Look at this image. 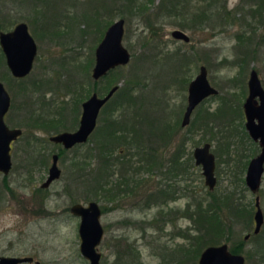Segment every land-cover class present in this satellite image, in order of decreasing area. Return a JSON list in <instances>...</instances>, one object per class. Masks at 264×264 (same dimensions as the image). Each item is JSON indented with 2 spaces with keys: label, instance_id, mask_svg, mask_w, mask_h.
<instances>
[{
  "label": "rangeland",
  "instance_id": "rangeland-1",
  "mask_svg": "<svg viewBox=\"0 0 264 264\" xmlns=\"http://www.w3.org/2000/svg\"><path fill=\"white\" fill-rule=\"evenodd\" d=\"M122 1L0 0V30L8 31L16 23L25 22L37 46L32 69L22 79L10 74L0 48V81L11 96L5 122L9 127H21L23 131L12 144V170L6 178V184L12 191L2 190L0 197V255L31 256L39 264H89L79 251L80 220L70 213L74 203L72 196L79 199L76 203L88 202L81 199L83 184H72L71 191L66 190L68 181L71 182V175H68L70 162L63 157L70 159L74 155V150L70 149L74 146L65 149L61 144H53L48 137L57 132L36 127L34 120L36 116L56 120L58 126L63 123L59 132L73 131L79 125L81 104L92 93L103 96L113 83L121 88L127 78L136 76L140 81L134 91L113 97L101 108L96 139L103 135V119L112 115L111 118L123 121L132 115V108L142 103L140 112L143 117L134 118L136 131L130 133L125 142L130 145L146 143L145 147L154 143V148L158 149L157 160L163 165L164 172L172 170L173 163L167 162L166 158L175 152V143L178 145L185 139L184 154L178 150L176 163L178 167L181 161L184 162L187 169L185 179L181 180L178 176L177 182L172 181L169 189L175 199L166 203L146 206L144 201H140L142 197L126 196L117 207L101 196V201L97 202L101 208L108 209L100 218L104 228V236L97 247L101 253L100 264H128L124 262L129 260L128 254L136 256L133 264H198L205 248L200 245L202 240L198 236L207 231L218 236L223 233L217 244L225 242L229 248L239 239L244 240L241 254L245 257V264H259L256 257L247 259L246 253L250 251L252 242L244 239L249 228L241 220L233 224L230 235L226 231H212L207 224L208 219L203 221L204 226L199 225L197 217H190V212L194 209L192 197L204 198L209 190L204 184L201 167L195 164L193 158L196 146L204 142L211 144L217 162V183L213 190L218 194L230 185L226 161L230 160L238 166V158L250 160L259 151L258 142L251 140L244 128L242 105L247 96L251 69L257 71L264 88V8H258L251 0H222L234 16L228 21L231 23L233 20L232 24L226 25L217 20L214 11L209 9L214 0H173L171 4L174 3V6L169 10L164 8L157 19L161 0H154L153 3L134 0L136 4H145L147 11L144 15L138 14L137 8H134L129 16L119 11ZM148 17L153 20L152 25L148 24ZM119 18L125 20L122 43L131 58L126 65L118 66L94 81L91 73L95 49L107 27ZM175 29L184 31L190 42L174 39L171 32ZM242 31L246 37L252 36L254 48L244 61L245 47L235 37ZM200 65L207 66L209 81L219 94L203 101L192 115L190 125L182 128L180 124L186 106L187 86L198 73ZM220 96L226 97L227 101H222ZM75 99L79 102L75 103ZM114 107L117 108L115 112ZM239 110L241 119L238 117ZM205 111L219 112L211 116L208 125L203 128L199 124ZM227 123L232 127L230 138L224 128ZM161 128L165 131L169 129V140ZM209 129L213 133L212 140ZM160 131L164 136H158ZM128 133L125 131L124 135ZM126 143L121 141L115 148V154L125 150L131 154L130 163L135 162L139 167L144 165L143 156H138L136 149L127 148ZM92 144L91 135L80 151H86ZM255 145L257 152L252 155ZM62 149L67 152L63 151L57 163L60 176L43 189V201L35 190L49 174L52 153ZM160 149L164 151L161 158ZM118 162L124 164L122 160ZM121 163H116L112 181L117 180L121 170L124 171ZM131 173L130 170L129 177H132ZM135 178L148 180L144 189L141 188V195L146 194L148 188L153 190L162 182L166 183L165 178L155 170L152 173L144 168L135 174ZM1 180L0 175V185ZM232 187L235 188V185ZM236 188H240L239 185ZM260 191L264 213V174ZM241 201L251 207L255 196L247 189ZM204 204L210 208L207 202ZM227 212L225 209L222 212L225 222L229 221ZM254 212L255 208L252 219ZM205 226L208 228L205 229ZM251 227L253 229V224Z\"/></svg>",
  "mask_w": 264,
  "mask_h": 264
},
{
  "label": "water",
  "instance_id": "water-1",
  "mask_svg": "<svg viewBox=\"0 0 264 264\" xmlns=\"http://www.w3.org/2000/svg\"><path fill=\"white\" fill-rule=\"evenodd\" d=\"M124 31V18L115 20L107 27L95 49L94 65L91 73L95 81L105 76L115 67L126 65L129 62L130 53L122 43ZM171 36L184 42L190 40L189 36L180 29L173 30ZM0 48L5 56L7 68L14 78L22 79L30 73L37 46L25 22L17 23L8 31L0 30ZM118 87L119 85L113 86L103 96L92 93L81 104L82 110L78 128L74 131H60L52 134L48 137L49 141L61 144L65 149H70L77 144L87 143L96 127L101 108L110 100ZM247 88L248 95L243 103L246 119L245 129L249 137L258 142L260 147L258 154L249 160L244 174L245 185L255 196L252 233L256 235L261 230L264 221L258 195L264 174V88L255 69H251L249 73ZM218 93V89L209 83L206 67L202 65L197 75L189 83L187 105L182 116L181 126L185 127L189 124L193 110L204 98ZM10 103V94L0 81V170L4 173H8L12 165L10 143L21 134V129L9 128L4 121ZM193 158L195 164L201 167L204 184L212 191L216 186L217 178L215 175L216 160L214 153L211 151V144L204 142L202 145L196 146L193 149ZM57 160L58 155L54 154L43 187L48 186L51 181L60 176ZM70 213L80 220L78 234L81 255L88 260L89 264H100L101 253L97 250V247L104 236V228L100 220L102 214L100 204L95 200L86 204L73 203L70 207ZM250 235L251 233L245 234L244 239H249ZM31 261V257L0 258V264H19ZM198 264H245V257L241 253L232 252L228 244L224 242L219 245L206 246L199 256Z\"/></svg>",
  "mask_w": 264,
  "mask_h": 264
},
{
  "label": "trees",
  "instance_id": "trees-1",
  "mask_svg": "<svg viewBox=\"0 0 264 264\" xmlns=\"http://www.w3.org/2000/svg\"><path fill=\"white\" fill-rule=\"evenodd\" d=\"M172 1L173 0H161V3L158 6V11L160 14L158 13L157 14L158 16H156L155 19L161 16V14H163L162 11L164 8L166 10H169L170 8H172V6H174L173 5L174 3L171 4ZM251 1H253L258 8H264V0H251ZM148 2L153 3L154 0H148ZM134 8H137L138 14H143V13L145 14V12L147 11L145 4L143 3L136 4L134 0H123L121 2L119 11L123 12L124 15L128 14L129 16L133 12ZM209 9H212L214 11V14H216L217 16V20L221 21L222 24L223 23H227L226 25L232 24L233 20H231V23H229L228 21L230 19H233L234 16L231 14L232 13L231 10L226 9L225 3H222L221 0H214L212 4V8ZM219 21H217L218 24ZM242 21H245L244 17H242ZM147 22L149 25H152L153 20H151V17H148ZM244 33L245 32L242 31L235 35L236 39L243 44L242 47H245L243 49V59H242L243 61L245 59H248L250 53L254 51V48L252 47V43H251L252 36L246 37ZM139 81H140L139 78L136 76H131L127 78L126 84L119 89V91L115 96H119L127 92H132V90L134 91ZM220 98L222 101L224 100L227 101L226 97L224 96L223 97L220 96ZM77 99H75L76 100L75 103L79 102V100ZM121 103H119V106L121 105ZM141 105L142 103H140L139 105L137 104L135 106V109L132 108L131 110L132 115L130 114L131 116H129V118L125 117L123 121L116 120L115 117L111 118L112 115L111 117L109 115V117L103 119L104 132L100 139H96V133H95L96 129H95L94 132L91 134L93 139V144L89 146L86 151L84 152L80 151V149H82V147L86 143L78 144L74 146L73 149H70V150H74V155L70 159L67 160L65 157H63L64 160L70 162L69 164L70 170L68 172V175H71V182L68 181L69 184L66 185L67 188L66 190L68 192L71 191L69 189L72 187L71 186L72 184L78 185L79 183H81L83 184V189L81 191L83 196L81 199L86 200L88 202L92 200L101 201L100 198L102 196L103 199L112 201L111 203L114 206H118L119 201H121V199L127 198L126 196L142 197L140 201H144L143 204L146 206H152L154 204L161 203L166 199H169V197L172 194L170 193L169 186L173 183L172 181L178 180V176L180 177L181 180L185 179L183 177L184 174L186 173L187 166L186 164L184 165V162L181 161L179 163V166L177 167L176 162L178 160L173 156L171 158H168V162H170L171 164L173 163L171 167L172 170L167 169L166 171L164 170L163 172L162 170L163 165L160 164L161 162L159 160H157L158 149L154 148L153 146L154 143H150L149 146H147L148 147L147 148L145 147L146 143H142L140 145H130L125 142L129 134L130 133L134 134V132L136 131L135 130L136 121L134 118L136 116L143 117L140 112V109H142ZM113 110L115 112L117 108L114 107ZM218 112L210 113L209 111H205L204 113H202V119L200 120L201 123L199 125L201 126L202 124L203 126L201 127L206 128V125H208L209 122L208 119H210L211 116L218 115ZM238 117L240 119L242 118L240 110ZM55 121L56 120L47 119V118L44 119V118H40L39 116L38 117L36 116L34 123L37 124L36 127H45L47 129L49 128V130L53 129L54 131L59 132L60 127H63V123L60 124L61 126H58L59 123H55ZM241 122L240 125L241 128L243 129V124ZM229 124L230 123H227L224 126V128L228 132L229 135L227 136L228 138H230V135H232L231 134L232 127ZM125 131H129L127 136L124 135ZM162 131L165 133L166 138L169 140V138L167 137V134L169 133V129L166 131L165 129H163ZM163 132L160 131V134H158V136L159 137L161 135L164 136ZM209 132L211 136L210 140H212L213 133L211 132L210 129ZM243 133L245 136H247L244 130ZM121 141H124V143L128 145L127 148H129L130 150L131 148L136 149V153L138 156L141 155V158L143 156V159L145 161L144 165L139 167L136 166L135 162L130 163L131 154L127 153L125 150H121L120 152L122 153L115 154V148L118 147L117 145H119ZM184 145H185V139H182L181 145H179L178 150H180V152H182L183 154H184V149H183ZM252 150H253L252 151V155H253L257 152V146L255 145V148H252ZM63 151L67 152V150L62 149L61 151L60 150L58 151V154L60 156H63L64 154ZM118 160H122L124 164L118 162ZM248 162L249 160L247 159L243 160V158L240 157L236 160V164L238 166H236L233 163L234 166H236V169H234L232 162H230V160L226 161V165L228 168L227 176L230 178V185H228L221 194H218L216 190H212V191L208 190L204 198L195 199L192 197V205H194V209L193 211L190 212L191 214L190 217L196 216L198 224L201 226H204L203 221L205 219H208L207 224L209 225V228H212V231L213 230L216 232L226 231L230 235L232 234L233 224L241 220L242 224L246 225L245 226L246 228H249L248 232L251 233L249 239L247 240L249 242H252L250 251L246 253L247 259L256 257L257 263L264 264V225L259 234L255 235L252 233V227H251V225L253 224L252 214L255 206L252 205L251 206L252 208L248 207V204H245L243 201H241L242 198L245 197V192H247V187H245L244 174ZM116 163L117 164L121 163V165L123 164L124 166H122L121 168L124 169V171L121 170L117 180L114 179L112 181V177L114 178V175L116 173V169L114 168ZM216 166H217V162H216ZM141 168H144L147 171H152V173L155 170L158 173V175L163 176L165 178V182H167L168 189L167 188L165 189L164 187L161 186V184L159 185L158 183L159 187L156 186L155 189L153 190H150V188H148L150 192L149 193L146 192L145 196L143 194L141 195L140 194L141 188L144 189V187L148 184L147 179L135 178V174ZM130 170L132 172L131 173L132 177H129L128 175ZM150 176H152V174ZM233 185H235V188L232 187ZM238 185L240 188H236L238 187ZM72 201L75 203L78 202L79 199H75L72 196ZM205 202L208 203L210 208H206L204 206ZM222 205L225 206L223 207ZM107 209L108 208L106 207H102V213L107 211ZM224 209L228 211L227 212L229 217L228 222L223 221L222 218V212L224 211ZM207 211H210V213H207ZM173 214H171V216ZM202 217L203 219H201ZM204 228L207 229L208 226H205ZM222 234L223 233H221V235ZM221 235L218 236L217 234H213L207 231L203 235L201 234L198 236V238L202 240L200 245H202V247H206L208 245H215L219 243V241H221L220 239ZM228 239L229 236L226 237V241ZM243 248H244V240L239 239L238 243L233 245L230 249L232 252L241 253L243 251ZM127 256H129L130 258H128L129 260H125L124 262H127L128 264H133V261L136 259V256L134 254L133 255L128 254Z\"/></svg>",
  "mask_w": 264,
  "mask_h": 264
},
{
  "label": "flooded vegetation",
  "instance_id": "flooded-vegetation-1",
  "mask_svg": "<svg viewBox=\"0 0 264 264\" xmlns=\"http://www.w3.org/2000/svg\"><path fill=\"white\" fill-rule=\"evenodd\" d=\"M181 1V0H180ZM221 2H222V0H221ZM222 3H225L224 1L222 2ZM19 23V22H18ZM17 24V23H16ZM15 24V25H16ZM190 38V37H189ZM188 42H190V40L188 41ZM2 51V50H1ZM3 53V52H2ZM4 55V54H3ZM5 57V56H4ZM7 66V65H6ZM202 65H200L199 66V69H200V67H201ZM203 66H205V65H203ZM206 67V70H207V79H208V81H209V77H208V68H207V66H205ZM116 68V67H115ZM199 69H198V72H199ZM251 71V70H250ZM250 73V72H249ZM11 74V73H10ZM197 75V74H196ZM259 76V75H258ZM102 78V77H101ZM101 78H99V79H101ZM249 78V77H248ZM98 79V80H99ZM94 80V79H93ZM95 81V80H94ZM97 81V80H96ZM191 81V80H190ZM190 81H189V83H190ZM248 81V80H247ZM189 83H188V86H189ZM209 83H210V81H209ZM211 84V83H210ZM115 85H117L116 83H113L112 84V86H111V88L113 87V86H115ZM188 86H187V95H188ZM110 88V89H111ZM109 89V90H110ZM119 89H120V86L118 87V89L114 92V94H113V96L110 98V100L109 101H111V99H113V97H115V95L117 94V92L119 91ZM108 90V91H109ZM107 91V92H108ZM219 91V90H218ZM247 91H248V88H247ZM9 92V91H8ZM95 93V92H94ZM10 94V93H9ZM97 94V93H96ZM219 94V93H218ZM217 94V95H218ZM98 95V94H97ZM247 95H248V92H247ZM98 96H100V95H98ZM213 96H216V95H211V96H208V97H206V98H204L197 106H196V108L193 110V112H192V114H191V117H190V121H189V124L187 125V126H189L190 125V123L192 122V115L194 114V112H195V110L197 109V107L203 102V101H205V100H207L208 98H212ZM247 97V96H246ZM246 97H245V99H246ZM10 98H11V96H10ZM245 99H244V101H245ZM108 101V102H109ZM107 102V103H108ZM106 103V104H107ZM244 103V102H243ZM105 104V105H106ZM10 105H11V103H10ZM104 105V106H105ZM186 105H187V96H186ZM103 106V107H104ZM186 107V106H185ZM10 108V107H9ZM242 108H243V105H242ZM185 110V109H184ZM183 113H184V111H183ZM7 114V113H6ZM6 114H5V116H6ZM243 115H244V110H243ZM5 116H4V121H5ZM183 116V115H182ZM98 119V118H97ZM182 120V119H181ZM244 121H246V119H245V115H244ZM6 123V122H5ZM7 125V124H6ZM8 126V125H7ZM180 126H181V124H180ZM187 126H185V127H187ZM9 127V126H8ZM96 127H97V123H96ZM96 127H95V129H96ZM182 128H185V127H183V126H181ZM9 128H19V129H21V134L14 140V141H16L19 137H21V135H22V133H23V131H22V128L21 127H9ZM244 128H245V122H244ZM94 129V130H95ZM246 130V129H245ZM74 131V130H73ZM58 133V132H57ZM49 140V139H48ZM252 140V139H251ZM14 141H11V143H10V156H11V162H12V144H13V142ZM168 142V141H167ZM167 142H165V143H167ZM255 142V141H254ZM171 143V141L168 143V144H170ZM53 144H56V143H53ZM78 145V144H77ZM179 145H181V142L180 143H178V145H177V143H175V145H174V150H175V152L173 153H171L169 156H168V158H171V157H175L176 159L178 158V155H177V152H178V147H179ZM76 146V145H75ZM259 146V145H258ZM259 151H260V147H259ZM258 151V152H259ZM258 152L255 154V155H257L258 154ZM54 154H57L58 155V160H57V163H58V161H59V158H60V155L58 154V152L56 153V152H54V153H52V155H51V159H52V157H53V155ZM162 155H164V151L162 150L161 151V149H160V157L162 156ZM215 155V154H214ZM254 155V156H255ZM168 158H166V160H167V162H168ZM175 159V160H176ZM165 160V159H164ZM215 160H216V157H215ZM58 166V165H57ZM11 170H12V165H11V168H10V170H9V172L8 173H4L3 171H1L0 170V175H1V177H2V180H1V185H0V197H1V194H2V190H5L6 192H7V190L9 191V192H11L12 190L9 188V186H7V184H6V178H7V176L10 174V172H11ZM263 178V177H262ZM46 180V179H45ZM45 180L40 184V188H37L36 190H35V192H37V194H38V196H40L41 195V199L44 201L45 200V198L42 196V194H44V190L43 189H46L53 181H51L50 183H49V185L48 186H46V187H43L42 185H43V183L45 182ZM175 182H177V181H174V183ZM164 182H162L161 183V186L162 187H164L165 189L167 188V182L166 183H164ZM160 186V187H161ZM172 186L170 185L169 186V188H171ZM176 189V188H175ZM148 192H150L149 190H148ZM262 191H260L259 190V192H258V195H259V202H260V200H261V195H260V193H261ZM166 193V192H165ZM164 193V194H165ZM143 195H145V194H143ZM175 199V196H173L172 194H171V196L169 197V199H166V200H164V201H162L161 203H166V201L167 200H173V199ZM7 198H3V200H6ZM76 203V202H75ZM260 206H261V202H260ZM117 207H119V206H117ZM102 209V208H101ZM261 209H262V206H261ZM171 212H172V210H170ZM262 212H263V210H262ZM173 213V212H172ZM263 216H264V213H263ZM263 225H264V221H263V224H262V227H261V230H262V228H263ZM261 230L259 231V233L261 232ZM258 233V234H259ZM215 245H219V244H215ZM230 249V248H229ZM231 250V249H230ZM1 257H23V256H1L0 255V258ZM27 257H31V256H27ZM32 258V257H31ZM31 262H34V260H33V258H32V261ZM31 262H26V263H31ZM35 264H39V262L38 263H36V262H34ZM19 264H22V263H19Z\"/></svg>",
  "mask_w": 264,
  "mask_h": 264
}]
</instances>
